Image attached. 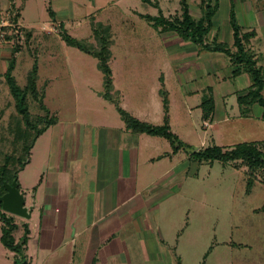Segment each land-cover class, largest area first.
Masks as SVG:
<instances>
[{
  "label": "rangeland",
  "instance_id": "374dc122",
  "mask_svg": "<svg viewBox=\"0 0 264 264\" xmlns=\"http://www.w3.org/2000/svg\"><path fill=\"white\" fill-rule=\"evenodd\" d=\"M180 1L26 0L18 20L13 22L21 0H0V49L7 51L8 56L13 40L5 39L4 35H17L14 39L20 49L14 54L13 75L20 88H24L29 71L37 63V90L44 92L43 102L49 114L55 112L58 118L49 129H102L105 125H115L121 117L113 103L102 96L103 72L98 67V59L63 39V32L67 31L91 48L100 49L105 45L100 36L94 34L97 28L101 35L108 34L111 39L109 66L115 89L122 93V97L119 92L115 93L122 99V107H132L137 102L148 105L154 115L151 122L161 124L165 113L161 90H165L170 101L171 129H192L195 134L190 141L192 148L259 139L260 132L264 133V122L221 121L219 131L223 138L218 139L211 117L202 119L197 111L185 109L183 74L196 73L200 60H184L181 50L169 47L181 37L171 31L161 33L140 15L163 14L173 19L182 12ZM217 25L224 35L229 22L220 21ZM106 26H109L108 31L104 29ZM27 31L31 33L29 38ZM210 32L207 38H212ZM2 68L0 165L18 168L29 158L24 151L26 142L19 138L24 128L20 126V115L15 110ZM201 81L205 87L209 84L206 76ZM187 99L192 102L191 98ZM26 102L31 113L44 114L31 95L26 97ZM65 137L67 139V135ZM36 147L31 168L44 164L45 151L41 152L42 145ZM194 157L201 161L198 160L197 166L189 163L188 192L180 202L183 209L189 210L184 215L189 226L181 235L182 263L264 264V210H260L264 205V175L256 172L257 179L247 192L245 168L236 169L230 161ZM14 219L18 218L14 216Z\"/></svg>",
  "mask_w": 264,
  "mask_h": 264
},
{
  "label": "crops",
  "instance_id": "0c3cea01",
  "mask_svg": "<svg viewBox=\"0 0 264 264\" xmlns=\"http://www.w3.org/2000/svg\"><path fill=\"white\" fill-rule=\"evenodd\" d=\"M201 1L186 0L195 19L203 15ZM213 3H217L209 30L213 36L207 38L208 32L205 42L227 43L232 52L236 51L230 22L233 12L241 33H251L243 41L244 46L264 77V0H213ZM220 21L229 22L224 35L217 25ZM176 42L169 47L181 50L184 60L201 63L195 68L196 73L183 74L186 110L197 111L203 119L202 101L205 96L211 97V125L218 139L223 138L219 131L221 121L264 122V108L258 101L243 108L239 105L238 98L252 84L243 64L234 62L224 52L205 50L190 39L180 38ZM6 52L0 49V67L5 71L12 50L8 56ZM205 76L209 81L207 87L201 81ZM116 92L122 97L112 77L111 93L121 106L122 99ZM261 93L264 97V87ZM166 98L170 130L180 140L193 145L192 129H171L170 101ZM131 106L121 107L138 119L154 124L148 105L137 102ZM115 123L102 129H49L51 124L36 138L29 159L16 176L26 204L32 206L30 217L10 214L18 218L15 220L18 227L14 230L16 241L25 225L28 226L25 246L28 264H183L181 235L189 226L184 216L189 210L183 209L180 202L186 198L189 163L197 166L201 161L193 152L201 148L174 150L165 137L127 128L122 117ZM258 137L242 142L264 144L262 131ZM221 143L226 148L238 142ZM38 145H42L41 152L45 151L44 164L31 168ZM1 234L0 222V264H14L15 252L4 246Z\"/></svg>",
  "mask_w": 264,
  "mask_h": 264
},
{
  "label": "trees",
  "instance_id": "16d2710c",
  "mask_svg": "<svg viewBox=\"0 0 264 264\" xmlns=\"http://www.w3.org/2000/svg\"><path fill=\"white\" fill-rule=\"evenodd\" d=\"M21 5L17 9V13L12 17L13 22H16L19 17V12L24 8L26 0H21ZM182 12L180 15L175 16L173 19L166 17L163 14L153 16L150 14H140L153 28L162 32L171 31L179 35L184 39H190L194 43L201 45L208 51H221L227 54L234 62L243 64L244 70L250 75L252 84L249 91L238 98L239 105L243 108L245 105H249L254 101H258L264 108V97L261 93L264 87V77L261 69L256 65V61L252 55L245 49L244 42L247 41L250 34H242L236 19L231 13V27L233 30V45L237 47L235 52L231 51L230 46L227 43L218 42L216 40L210 43L205 42V36L209 32L213 25L212 17L217 10V3H213V0H202L201 7L203 15L199 19H195L189 12L186 0H181ZM51 11V10H50ZM51 15L53 11H51ZM62 29V27H61ZM109 30V26L104 28ZM63 30V29H62ZM64 41L76 46L85 53L91 54L98 59V67L103 72L104 92L103 94L108 99L112 100L117 107V110L124 120L126 127L132 129L138 133H147L150 135H157L167 138L173 145V149L177 150L181 147L187 150L192 149L190 144L180 140L171 130L169 126V119L167 114V93L165 90H161V94L164 96V121L162 124H152L146 121H142L137 117L130 114L127 110L123 109L117 100V98L111 93L112 90V70L109 66V59L111 52L108 46L111 43V39L108 34L101 35L100 31L95 28L94 34L100 36L101 43L105 46L100 49L91 48L84 41L78 40L71 36L67 31L63 32ZM31 35L30 31L26 32L27 38ZM17 35L13 33H5L4 38L13 40L12 56L9 60L7 69L5 71V79L10 87L13 99L15 101V110L20 115V126L24 128L21 138L26 142L24 151L29 157L30 149L33 146L36 138L51 124H53L57 118L54 115L49 114V109L43 102L44 92L39 93L37 90V76L38 65L35 62L28 73L27 82L24 88H20L15 82L13 70L16 64V56L14 55L20 49V45L15 41ZM31 95L38 101L40 108L44 110V114H33L29 111L26 97ZM203 119L211 117L213 111L212 98L205 96L202 101ZM264 118V112H263ZM20 127V128H21ZM22 132V129H21ZM197 157L205 158L208 160H221L223 162H232V165L236 169L244 167L245 176L247 178V192H250L253 182L257 179L256 172H262L264 175V144L258 141L252 142H240L230 147L210 146L199 149L193 152ZM200 159V158H199ZM23 165V164H22ZM21 165V166H22ZM9 167L8 164L0 165V195L5 191L3 180L12 181L21 168ZM9 167V168H8ZM260 210H264V205L260 207ZM0 222H1V241L4 246L15 252L14 264H28L25 255V246L28 240L29 229L25 225L24 232L18 241L15 240L14 230L18 227L14 216L6 213L1 209L0 204Z\"/></svg>",
  "mask_w": 264,
  "mask_h": 264
},
{
  "label": "water",
  "instance_id": "95a60500",
  "mask_svg": "<svg viewBox=\"0 0 264 264\" xmlns=\"http://www.w3.org/2000/svg\"><path fill=\"white\" fill-rule=\"evenodd\" d=\"M3 185L5 191L0 195L1 209L9 214L28 219L32 206L26 204L25 194L20 190L17 178L10 182L3 180Z\"/></svg>",
  "mask_w": 264,
  "mask_h": 264
},
{
  "label": "built area",
  "instance_id": "2783aa9c",
  "mask_svg": "<svg viewBox=\"0 0 264 264\" xmlns=\"http://www.w3.org/2000/svg\"><path fill=\"white\" fill-rule=\"evenodd\" d=\"M205 123L208 125L207 121H205Z\"/></svg>",
  "mask_w": 264,
  "mask_h": 264
}]
</instances>
